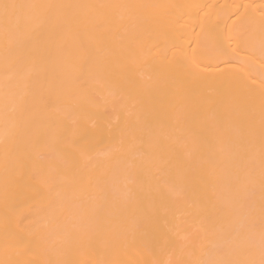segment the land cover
I'll use <instances>...</instances> for the list:
<instances>
[{
  "label": "bare ground",
  "instance_id": "6f19581e",
  "mask_svg": "<svg viewBox=\"0 0 264 264\" xmlns=\"http://www.w3.org/2000/svg\"><path fill=\"white\" fill-rule=\"evenodd\" d=\"M0 264H264V0H0Z\"/></svg>",
  "mask_w": 264,
  "mask_h": 264
}]
</instances>
